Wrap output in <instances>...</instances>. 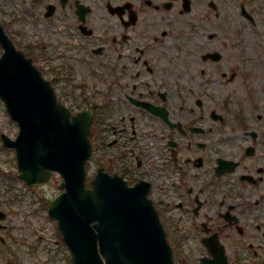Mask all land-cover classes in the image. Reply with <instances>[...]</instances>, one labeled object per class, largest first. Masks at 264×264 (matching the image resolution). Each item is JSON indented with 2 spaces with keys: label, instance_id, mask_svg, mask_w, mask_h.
Returning a JSON list of instances; mask_svg holds the SVG:
<instances>
[{
  "label": "flooded vegetation",
  "instance_id": "flooded-vegetation-1",
  "mask_svg": "<svg viewBox=\"0 0 264 264\" xmlns=\"http://www.w3.org/2000/svg\"><path fill=\"white\" fill-rule=\"evenodd\" d=\"M243 3L256 10L264 29V0ZM200 5L0 0V23L46 78L63 80L66 106L95 108L97 168L130 186H148L175 264H264V106H214L211 73L219 72L223 57L183 58L184 28L203 26L208 40L214 38L200 22ZM258 71L264 73V62ZM188 75L200 81L201 95L186 92ZM5 163L0 156L2 212L10 194ZM32 203L19 209L37 214L48 206ZM3 224L0 253L10 235ZM40 239L41 247L53 249L49 235Z\"/></svg>",
  "mask_w": 264,
  "mask_h": 264
},
{
  "label": "water",
  "instance_id": "water-1",
  "mask_svg": "<svg viewBox=\"0 0 264 264\" xmlns=\"http://www.w3.org/2000/svg\"><path fill=\"white\" fill-rule=\"evenodd\" d=\"M0 38L11 44L1 28ZM0 95L21 127L17 140L5 139L17 150L20 176L40 184L52 170L63 175L66 191L50 215L59 219L74 264H173L158 214L140 189L107 174L86 188L91 115L71 120L50 84L11 45L0 59Z\"/></svg>",
  "mask_w": 264,
  "mask_h": 264
},
{
  "label": "rangeland",
  "instance_id": "rangeland-1",
  "mask_svg": "<svg viewBox=\"0 0 264 264\" xmlns=\"http://www.w3.org/2000/svg\"><path fill=\"white\" fill-rule=\"evenodd\" d=\"M218 5L219 16H216V12H211L210 23L215 28L213 30L209 29V31H213L216 33L217 29L219 32H222L224 38L229 40V43H233L234 39L230 32L235 34V37L244 41V45L246 46H228L225 50L231 57H234V61H236L237 68L240 69L242 65L241 62L243 59H249V63H253L257 58V54H264V43L260 41V36H258V32L255 28H250L247 22L244 21L242 16L239 14V3L240 0H214ZM201 7H206V1L200 5ZM184 38L187 39L186 35H183ZM197 39V38H196ZM198 40V39H197ZM255 64V63H253ZM243 68V67H242ZM241 68V69H242ZM240 69V71H242ZM240 75V74H239ZM260 77L257 72L252 77H248L244 75L243 77L240 75V78L236 79L233 82H228L223 80V85L215 84V93L213 95L215 103L221 104L222 102H226L229 100L232 106H264V87L262 85L257 86L256 82H259ZM262 80V79H261ZM260 80V81H261ZM246 82V84L250 85L251 88V97L252 103L248 102L246 98V93L248 91V86H243L242 84ZM56 91L61 96V98L65 100L64 94L62 90L56 87ZM0 129L11 137H15L18 133V125L14 120L10 118L7 111L5 110V105L3 101L0 99ZM0 131V132H1ZM0 151L3 153V157L6 160V164L3 166L7 172L14 171L16 167V155L14 149L3 148L2 142L0 140ZM94 162L90 163L88 168V179L94 176ZM61 182V177L56 176L51 182H49L46 186L37 188V190L33 192L27 191L24 186H19V189L22 190L24 197L27 195L39 197L41 200L53 198L58 193V186ZM36 193V194H33ZM22 214L15 215L11 214L10 221L11 224L16 227L13 231H20L24 234L23 222H22ZM46 225L48 227V231H51V240L59 238L57 233L56 223L50 220L45 213ZM48 218V219H47ZM26 243H28L26 241ZM29 244V243H28ZM27 244L23 246V258L25 262H31L33 258V254L31 249L26 248ZM7 254L13 255V252L7 250ZM69 251L66 249V264H71L69 259H67ZM61 256V255H60ZM41 260L45 259V254L42 253L40 256Z\"/></svg>",
  "mask_w": 264,
  "mask_h": 264
}]
</instances>
